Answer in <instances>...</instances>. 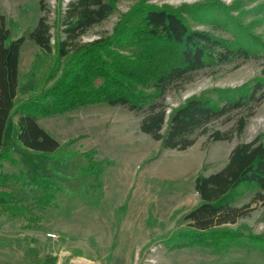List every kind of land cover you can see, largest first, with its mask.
Here are the masks:
<instances>
[{
	"label": "rangeland",
	"instance_id": "374dc122",
	"mask_svg": "<svg viewBox=\"0 0 264 264\" xmlns=\"http://www.w3.org/2000/svg\"><path fill=\"white\" fill-rule=\"evenodd\" d=\"M66 2L47 0L44 14L38 0H0V14L5 16L13 38L25 36L45 15L55 40L62 38ZM263 3L264 0H114L113 13L82 40L111 36L125 15L145 4L181 12L190 28L227 40H233L235 33L232 24H225V17L244 26L254 24L252 32L264 44V17L262 11H257ZM222 8L228 9L227 16ZM23 56L17 104L53 83L47 80L54 66L53 54L42 53L26 40ZM261 56L262 53L260 57L206 68L172 84L165 95L167 115L190 98L208 96L217 100L220 92L250 83L260 75L264 64ZM251 106L195 131L194 144L184 151L163 149L161 143L139 131L144 113L120 106H88L41 119L39 125L61 145L56 162L21 148L12 118L4 139L12 159L2 162L0 172L11 175L23 171L27 178L47 174L61 185L62 192L55 206L42 212L34 208V192L30 189L13 184L0 188L11 192L30 213L8 214L0 199V257L20 264H39L47 257H55L56 264H264V251L248 245L216 254L195 248L170 250L164 244L175 230L186 226L183 217L200 202L194 190L196 177L220 171L237 144L255 139L264 143V100ZM241 117L246 118V126L239 136L235 126ZM215 132L232 133V139L214 141ZM92 150L95 161L112 163L99 181L80 173L86 165L83 155ZM257 193L263 198L254 201ZM232 204L251 206L245 217L227 227L264 237V191L242 184L235 190Z\"/></svg>",
	"mask_w": 264,
	"mask_h": 264
},
{
	"label": "trees",
	"instance_id": "16d2710c",
	"mask_svg": "<svg viewBox=\"0 0 264 264\" xmlns=\"http://www.w3.org/2000/svg\"><path fill=\"white\" fill-rule=\"evenodd\" d=\"M46 2L38 0L44 14ZM259 7L257 11H262L264 17V3ZM222 10L227 16L228 9ZM113 11L114 0H67L62 11V38L55 40L45 15L25 36L13 39L5 16L0 14V167L4 160L12 159L4 136L13 117L18 145L56 162L61 145L39 125L41 119L88 106H120L144 113L139 131L161 143L163 149L184 151L194 144L195 131L264 100L263 64L260 75L250 83L220 92L217 100L208 96L190 98L167 115L165 95L172 84L206 68L260 57L261 53L264 61V44L253 34L254 24L244 26L225 17V24H232L235 33L233 40H227L190 28L181 12L140 4L118 22L111 36L83 42V37ZM26 40L42 53L54 55V66L47 76L53 83L17 104L20 49ZM245 126L246 118H239L235 133L240 136ZM212 135L214 141H230L233 134ZM94 155V150L83 155L86 165L80 173L99 181L112 163L95 161ZM11 184L33 191V206L42 212L53 208L62 192L61 185L47 174L27 178L23 171L11 175L0 172V188ZM242 184L264 191V143L259 140L237 144L220 171L196 177L194 190L200 202L183 217L186 226L164 240L165 246L170 250L195 248L216 254L247 245L264 251V237L227 227L250 211L251 204H232L233 194ZM260 197L263 195L257 193L254 201ZM0 199L8 214H30L11 192L0 190ZM56 261L55 257H47L38 263Z\"/></svg>",
	"mask_w": 264,
	"mask_h": 264
},
{
	"label": "crops",
	"instance_id": "0c3cea01",
	"mask_svg": "<svg viewBox=\"0 0 264 264\" xmlns=\"http://www.w3.org/2000/svg\"><path fill=\"white\" fill-rule=\"evenodd\" d=\"M18 37L16 38H13V39H17ZM23 51H24V44L21 46V49H20V62H19V81H21V76H22V66L24 65V56H23ZM19 87H20V84H19ZM19 87H18V91H19ZM18 96V95H17ZM13 122H15L14 124H16V118L13 117L12 119ZM39 123V122H38ZM4 139H5V136H4ZM8 149V148H7ZM3 251H0V253H2ZM57 263V261H56ZM0 264H20L18 262V260H9L7 258H3V257H0Z\"/></svg>",
	"mask_w": 264,
	"mask_h": 264
},
{
	"label": "built area",
	"instance_id": "2783aa9c",
	"mask_svg": "<svg viewBox=\"0 0 264 264\" xmlns=\"http://www.w3.org/2000/svg\"><path fill=\"white\" fill-rule=\"evenodd\" d=\"M53 237H55V236H53Z\"/></svg>",
	"mask_w": 264,
	"mask_h": 264
}]
</instances>
